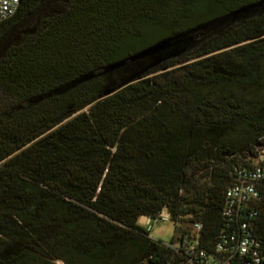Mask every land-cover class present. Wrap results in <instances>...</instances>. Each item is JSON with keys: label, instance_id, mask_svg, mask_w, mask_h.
Instances as JSON below:
<instances>
[{"label": "trees", "instance_id": "16d2710c", "mask_svg": "<svg viewBox=\"0 0 264 264\" xmlns=\"http://www.w3.org/2000/svg\"><path fill=\"white\" fill-rule=\"evenodd\" d=\"M262 148L264 0H20L0 24V264H188L140 223L164 212L214 253ZM239 222L264 242V185Z\"/></svg>", "mask_w": 264, "mask_h": 264}, {"label": "built area", "instance_id": "2783aa9c", "mask_svg": "<svg viewBox=\"0 0 264 264\" xmlns=\"http://www.w3.org/2000/svg\"><path fill=\"white\" fill-rule=\"evenodd\" d=\"M20 0H0V24L13 18L18 12ZM260 162L253 168L238 173L236 183L227 191L223 212L228 221L229 233L223 232L214 253L199 246L196 239L186 236L178 247L185 254L188 264H264V242L258 240L247 222H239L242 212L258 199L264 185V148L259 151ZM143 226L151 232L152 221H170L164 212L155 220L143 217ZM196 235L203 230L202 224L194 225Z\"/></svg>", "mask_w": 264, "mask_h": 264}, {"label": "rangeland", "instance_id": "374dc122", "mask_svg": "<svg viewBox=\"0 0 264 264\" xmlns=\"http://www.w3.org/2000/svg\"><path fill=\"white\" fill-rule=\"evenodd\" d=\"M145 228L148 229L147 226ZM151 228V237L154 240L166 245H174L175 247L180 246L181 238L184 234L196 236L194 224L187 222L176 224L172 221H152Z\"/></svg>", "mask_w": 264, "mask_h": 264}, {"label": "water", "instance_id": "95a60500", "mask_svg": "<svg viewBox=\"0 0 264 264\" xmlns=\"http://www.w3.org/2000/svg\"><path fill=\"white\" fill-rule=\"evenodd\" d=\"M169 46V41L168 40H163V41H160L152 46H150L149 48L133 55L132 57H130L128 60L126 61H122V62H119V63H116L112 66H109L107 69H106V72L108 71H113L115 69H118L120 68L121 66H123L126 62L128 61H135V60H140V59H143L145 57H148V56H151V55H154L160 51H163L164 49H166L167 47ZM114 93V91H107L105 93V96L108 97L110 95H112Z\"/></svg>", "mask_w": 264, "mask_h": 264}, {"label": "crops", "instance_id": "0c3cea01", "mask_svg": "<svg viewBox=\"0 0 264 264\" xmlns=\"http://www.w3.org/2000/svg\"><path fill=\"white\" fill-rule=\"evenodd\" d=\"M140 223L142 224V220L140 221ZM143 225V224H142Z\"/></svg>", "mask_w": 264, "mask_h": 264}]
</instances>
